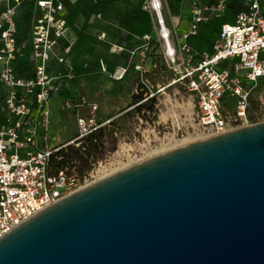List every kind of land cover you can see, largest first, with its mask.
I'll return each mask as SVG.
<instances>
[{"label":"built area","instance_id":"1","mask_svg":"<svg viewBox=\"0 0 264 264\" xmlns=\"http://www.w3.org/2000/svg\"><path fill=\"white\" fill-rule=\"evenodd\" d=\"M188 2L191 21L181 33L168 25L162 0H150L146 5L156 18L157 45L164 63L158 66L154 62L153 70L145 68L152 39L145 35L141 63L135 65L137 85L144 92L142 102L154 97V80L149 74L156 77L159 72L169 85L181 83L193 96L197 124L209 136L264 121L262 97L258 109L252 110V97L263 89L258 79L264 77V0ZM229 10H234L233 21L222 23L212 51L195 49L189 43L203 25ZM64 12L63 0H0V86L5 90L0 107L5 119L0 126V238L99 176L96 165L102 161L84 175L50 169L55 152L113 121L101 117L100 103L85 95L63 100L60 109L74 115L77 136L65 144L52 142L51 100L64 87L65 79H72L61 69L76 44ZM27 16L29 40L20 28ZM114 47L118 52L124 49ZM101 65L105 72L104 62ZM129 69L121 66L111 77L121 81Z\"/></svg>","mask_w":264,"mask_h":264},{"label":"water","instance_id":"2","mask_svg":"<svg viewBox=\"0 0 264 264\" xmlns=\"http://www.w3.org/2000/svg\"><path fill=\"white\" fill-rule=\"evenodd\" d=\"M0 264H264V121L75 191L3 235Z\"/></svg>","mask_w":264,"mask_h":264},{"label":"rangeland","instance_id":"3","mask_svg":"<svg viewBox=\"0 0 264 264\" xmlns=\"http://www.w3.org/2000/svg\"><path fill=\"white\" fill-rule=\"evenodd\" d=\"M149 1L146 0L145 4L148 5ZM188 1L180 4L183 5L180 13L178 12L180 6L178 8L176 6L178 0H163V13L170 26H172V15L183 16V21L190 15L191 10ZM170 13H172L171 16ZM232 15L230 10L224 12L220 17L215 18L198 31L196 35H193L189 43L195 47L212 50L218 38L217 32L220 30L221 24L226 21L232 22ZM172 27L174 28V26ZM180 28L182 25L179 24L175 27L177 32L182 30ZM135 42L133 48L137 47L143 40ZM110 50L113 54L121 53L114 45L110 46ZM138 52L139 50H137ZM137 53L133 55L132 59L130 56L124 65L130 67L131 64L138 63L140 59ZM26 58H28V54ZM162 61L163 64L164 60ZM87 70L94 71L91 65ZM127 75V78L125 77L121 83L111 77L109 82H104L99 81L97 76L83 75L75 78L74 81H70L66 87L56 92L51 100L53 144H65L77 136L75 118L59 111L58 107L63 100L84 94L100 102L99 115L101 117H113L110 127L112 131L116 132V134L114 133L115 138L108 143L107 152L101 160L102 164L96 165V168H99V176L95 181L182 145L211 137L199 128L193 96L185 90L181 83L169 85L168 79L158 72L152 89L157 111L151 113L144 110L143 114H140L135 110V105H132L131 93H142L144 97V92H141L137 85L138 76L133 68L132 72L129 70ZM258 80L259 85H264V77H260ZM262 88L252 97L253 111L258 109L259 97L264 99V87Z\"/></svg>","mask_w":264,"mask_h":264},{"label":"crops","instance_id":"4","mask_svg":"<svg viewBox=\"0 0 264 264\" xmlns=\"http://www.w3.org/2000/svg\"><path fill=\"white\" fill-rule=\"evenodd\" d=\"M63 1L65 4L64 16L66 17L72 28V34L76 37V44L67 59L66 65H64L61 69L62 73L64 74L67 73L72 76V79L70 80L65 79L64 87H66V85L70 81H74L75 78H78L83 75H88L93 77L97 76L99 81L109 82V78L111 77V74L119 67L125 66L124 65L125 61H127V59L130 56L132 59L133 57L132 51L135 50L136 53L137 50H139L137 55L139 56L140 60L138 63L131 64L132 66L129 67L130 68L129 70L132 72V68H133V70H135L139 78V72H137L136 69L134 68L136 64L141 63V59H142L141 48L144 46L146 41L144 39V36L148 34L151 35L152 37L150 42L151 45L150 52L153 51L154 55H151L150 52L149 54H147V57L145 58L144 66L146 69L153 70L154 67L152 66L155 62L156 57L159 60V64L162 63V58L159 55L160 54L159 46L157 45L158 28H157L156 18L154 13L151 11V9L146 8V4H145L146 0H63ZM183 2H186V0H180V2L178 0V4H176L177 8L178 6H180L178 8L179 10L178 12L180 13L182 11L181 9L183 6L180 4H182ZM29 6L30 7H28V9H30L29 11H31V5ZM189 14L190 15H188L187 18L183 21L184 18L183 16H180L179 14H176L174 16L172 15V13H170V16L172 15L171 25L174 26V29L177 24H179L180 26L182 25V28H180L182 30L178 31L177 33L184 32L189 28L191 21V13ZM212 21H210L209 23H211ZM208 24L203 25L199 29V31ZM219 31L217 32V35ZM23 35L26 36L24 38L25 40L30 39L28 32L27 33L25 32ZM27 37L29 39H27ZM139 40H143V42H141L137 47L133 48L134 45L136 44L135 41H139ZM111 45L122 46L124 49L119 54H115V53L113 54L111 53L110 50ZM191 45L195 49H200L204 51L213 50V48L212 50L211 49L209 50L204 47H195L193 44ZM26 56L27 55H25L22 58L24 63H27ZM101 62H104L105 64L106 67L105 72L102 70ZM90 65L91 67H93L94 71L87 70ZM151 75L153 76L152 73ZM127 76L125 77L127 78ZM155 78L156 77L153 76V80H155ZM122 81L123 80L117 82L121 83ZM137 84H138V80H137ZM133 94L134 93H131V97ZM81 95L84 94H79V96ZM97 102L100 103L99 101ZM58 108L61 113L63 112V114H67L70 117L72 116L74 117L72 113L68 114V112L62 111L60 109V105ZM52 112H53V108H52ZM106 118H113V117L108 116ZM4 120L5 119L1 114L0 126H2Z\"/></svg>","mask_w":264,"mask_h":264},{"label":"trees","instance_id":"5","mask_svg":"<svg viewBox=\"0 0 264 264\" xmlns=\"http://www.w3.org/2000/svg\"><path fill=\"white\" fill-rule=\"evenodd\" d=\"M233 12L234 10H232V13ZM20 28L23 34L25 32L27 33L29 30L28 16L21 21ZM150 54L154 55L153 51H151ZM155 62L158 63V66H161L157 57L155 58ZM149 76L153 79L151 73ZM259 86L264 87V85L261 84ZM4 96L5 90L0 86V107L3 103ZM143 98L142 93H134L132 95V105H135V110L140 114H143L144 110L156 113L155 99L151 98L142 102ZM110 126L100 128L90 135L79 139L76 144L68 145L55 152L50 160L51 171L57 173L60 170H75L79 175H84L91 170L94 167V164H97L98 161H101L104 158L107 152L108 143L115 138L114 133L116 132L112 131Z\"/></svg>","mask_w":264,"mask_h":264},{"label":"bare ground","instance_id":"6","mask_svg":"<svg viewBox=\"0 0 264 264\" xmlns=\"http://www.w3.org/2000/svg\"><path fill=\"white\" fill-rule=\"evenodd\" d=\"M109 43V42H108ZM111 175V174H110Z\"/></svg>","mask_w":264,"mask_h":264}]
</instances>
